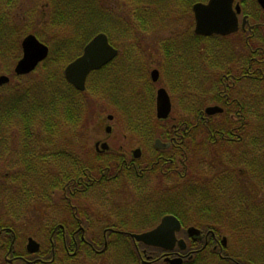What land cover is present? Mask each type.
I'll use <instances>...</instances> for the list:
<instances>
[{
    "label": "flooded vegetation",
    "instance_id": "flooded-vegetation-1",
    "mask_svg": "<svg viewBox=\"0 0 264 264\" xmlns=\"http://www.w3.org/2000/svg\"><path fill=\"white\" fill-rule=\"evenodd\" d=\"M258 10L264 21V8ZM246 14L238 16L241 21L237 31L226 36L235 35L239 41L219 39L213 72L204 69L201 58L200 70H190L183 39L160 42L162 52L169 50V54L158 67H147L143 72V58L132 66L145 92L155 99L154 108L157 91L163 88L168 93V88L172 95L188 92L203 96L198 113L180 119L171 114L165 119L156 117L150 126L154 122L163 126L154 132L152 140L142 135L140 124L144 120H139V130H129L142 140L133 148L124 144L125 127L137 120L120 122L123 140L117 147L109 141L113 114L107 115L104 135L92 148L85 142L87 129L79 128L81 122L68 124L76 134L66 155L73 164L86 156L87 165L68 167L66 161L63 173L62 169H51L57 182L39 194L40 203L52 207L47 217L31 215L27 211L30 204H24L18 212L15 202L21 200L14 202L12 183L4 186L0 177V264H61L64 255L80 257L79 250L85 247L100 257L107 253L110 240L131 239V233L148 231L169 214L180 222L176 237L185 242V247L175 245L165 250L132 241L140 264L141 260L169 264L165 258L178 256L183 259L181 264H192L198 257L202 264H264V222L258 219L260 214L264 216V33L259 30L264 22H250ZM139 41L145 44L144 39ZM199 42L198 52L203 49ZM153 70L156 80L151 75ZM63 71L60 75L64 78ZM119 79L107 85L115 86L114 96L108 98L121 108L126 82ZM85 83L86 87L87 83L88 87L92 85V90L100 84L98 78L91 81L90 76ZM208 106H216L219 111L208 115ZM58 137L59 143L64 140L62 134ZM6 138L12 153L20 147L15 145L17 140H26L27 147L29 142H37L33 135L9 134ZM156 140L168 145L156 147ZM149 143L152 149L146 151L143 146ZM40 146L33 144L32 153ZM14 171L19 170L0 175ZM175 204L181 207L182 215L161 214L162 207ZM153 220L155 224L150 225ZM26 221L24 233L18 225ZM189 228L198 232H189ZM30 238L38 244L34 252L27 248ZM228 238L234 239L242 252H230Z\"/></svg>",
    "mask_w": 264,
    "mask_h": 264
},
{
    "label": "rangeland",
    "instance_id": "rangeland-1",
    "mask_svg": "<svg viewBox=\"0 0 264 264\" xmlns=\"http://www.w3.org/2000/svg\"><path fill=\"white\" fill-rule=\"evenodd\" d=\"M139 1L142 0H100L101 12H93L92 14L91 12H88L87 14V11L85 10L86 8L84 7V5H82V10L85 12L84 14L82 13L84 23L79 27L77 25H74L76 24L75 22H69V17H71L69 16V13L71 12L72 8L66 5L67 0H55L54 2H50V0H0V21L2 24L0 32H3V39L6 40L5 46L0 47V51L1 49H3V52L0 54V75L5 74L11 78L9 87L0 88V97L5 96L7 93L9 94L10 91L12 92L13 90H15V86L18 90L21 89L25 84H27L30 91L38 87L37 90H39L41 94H44L46 86L49 83L46 80V73L48 71H51L55 75V73H58V71L62 72L64 64L71 58L81 53V44L83 43L85 36L89 35L92 30H95L97 28L103 29L99 32L105 33L109 37L111 43L115 45V47L118 49L120 56L115 58V60H117L116 62L121 61L123 68L126 69L128 67L132 68V66H135V60L138 61L143 58L145 62L143 72L147 70V67L148 70L150 68H153L154 66L158 67V65L161 64V61L165 60L166 56L169 54V50L167 52H162L159 46L162 40L169 41L172 39L173 41L179 42L181 41V39H183L184 41L181 42L182 45L188 44L190 42L189 36L193 35L192 32L194 27V19L191 10L188 9L187 12V6L185 3L183 7L181 5H175L171 8L168 7L169 14H158L157 9L156 11H153L149 5L140 4ZM244 10L247 14L257 12V8L253 4L246 5L244 7ZM58 13L63 14L66 18L64 20H61V17H59ZM93 14L96 15L95 18H93ZM241 14H243V12ZM138 16L145 19L146 22H149L145 26V28L141 23H134L135 18ZM55 18H57L56 20L61 21L57 22ZM86 18L88 20L87 23ZM125 18L129 22L123 23V19L125 20ZM240 18L241 16L239 17V23L241 21ZM53 22H55L57 25H53ZM130 22L131 24L134 23L136 26H138V28L135 27L136 30L134 32L129 33V31H126V26H130ZM250 22L253 21H251L250 19ZM262 22L264 21H259V23ZM118 23L121 26H118ZM148 25H150L152 30L148 27ZM10 28L12 29V32ZM259 30L260 32L264 33V26L260 25ZM27 34L36 35L42 41V43L48 45L49 54L45 61L50 59L48 62L49 67H46V69L49 68V70L46 71L43 68L42 63L37 66V68L31 73L25 75L22 78H18L15 77V75L13 74V67L16 61L21 56L20 44L24 36H26ZM139 39H144L143 42L145 44L140 43ZM223 39H229L230 43L231 41L234 43L239 41L237 36L235 35H232L231 37H225ZM199 41V48L203 47V49H200V53L198 52V55L201 58H204V54L207 51L206 46H208V44L212 43L213 41H211L210 39H199ZM218 41L221 40L218 39L214 41L215 45L213 47L215 49L217 47L216 45L218 44ZM137 43H139V45ZM67 48L69 49L67 50ZM129 60L133 63H129ZM188 61L189 65L197 64V60L195 58L188 59ZM116 62L110 64L107 67L106 72L109 70V67L115 64ZM133 68L135 69V67ZM195 71H197V69ZM162 74L165 77L164 71L162 72ZM50 75L52 74L50 73ZM97 75H95L94 77H96ZM117 78H121V74H119ZM128 81L129 83L126 84L129 85H125L124 88L125 91L123 95V104H126L127 97L132 96L133 101L135 100L134 104H137L139 107L143 108L145 104L148 105L147 101H150L149 106L154 107L153 100L155 99H153V97L150 96L149 93L145 92V89L140 84V80L138 78H135L129 79ZM56 82L57 79L52 80L54 88L59 89V86L57 87V85H55ZM160 84L164 85V82L160 80ZM91 88L92 85L88 87L87 83L86 90L77 96L84 105L82 118L79 121V123L81 122V124H78L79 128L81 127L82 130L87 129L88 139L85 142L88 144L89 147L92 148L94 141L104 135L102 128H104V126L108 122L107 115L113 114L115 120L111 123L113 131L112 135L109 137V141L117 147V145L121 144L123 140V136L121 137L122 128H120V122L126 121L125 124H129V122H127L129 119L124 115L121 108L117 107L118 105L112 103V101L109 100L108 96L103 93L101 94L99 91L96 94H93L91 92ZM63 90L65 95L68 96V92L65 87H63ZM167 90L172 102L171 116L177 117L178 119L184 118L186 113L182 111L180 105L184 100L188 102L191 100H195V96L189 97V95L193 94H187L188 92H186V94L176 93L172 95L168 88ZM50 92L52 93L53 91L50 90ZM60 93L63 94L62 89H60ZM40 96L36 97L34 93L35 98H40ZM52 98H55L53 96V93ZM138 113L139 111L135 110L134 112H131V116L135 117L136 115H138L140 117V114ZM153 116L155 117V108L153 111ZM162 126L163 123L154 122L151 126V129L153 133H158L160 129H162ZM125 129L126 137L124 138V144L127 146V148H133V146H135L136 144H141L142 140L140 137L137 136V134L131 133L128 127H125ZM30 131L32 132V135L37 138L35 140L40 141L43 138V133L39 128L31 127ZM9 134L16 136L24 135L22 134V129L17 125L13 127L7 126V128L3 127V131L0 133V141H3L7 148L8 145L11 144L6 141V137H8ZM61 134L64 140L60 141V146L61 148L63 147L64 149H68L69 146H71L70 139L73 138L76 133L68 124L65 123L61 126ZM55 139L59 142L58 136H55ZM20 144L21 143L18 140L17 142H15V145ZM42 145L40 146V148H42L40 152L37 151L35 152V154H47L52 152L54 148H57V144L55 143L53 145H47L43 142ZM63 148L62 150L65 151ZM143 149L149 151L150 149H152V145L150 143L145 144L143 146ZM11 153V150H8V155H4L0 144V174H4L2 172L6 171L11 172L13 169H18L19 173H9L8 177L7 175H0V177L4 178L2 182L4 186L12 183L14 201H23L25 200V197H23L18 192V186L13 180L22 175L21 172H23L24 170L23 164L24 161H26L27 159L24 157V161L22 162L21 158L19 157V151L18 153H16L15 156L13 155L15 153ZM3 156H5L4 159ZM43 164L44 162L40 161L38 166H43ZM25 185L26 187L28 186L27 181H25ZM19 188H21V186ZM259 194L262 195V192L259 191ZM40 199V197L39 200L36 199V197H32L28 199L29 201L27 200L30 204L27 207V211L31 213V215H34L36 218L39 215H45L47 217L48 213H52V207L50 206V203L47 206L42 202L40 203ZM26 226L28 227L27 221L18 225V228L21 230L24 229L25 231ZM255 229H258V227H255ZM26 231L24 233H26ZM116 241H118V239ZM227 242L230 252H242L243 249L240 248L239 244H237L234 239L228 238ZM241 245L245 246L243 241L241 242ZM122 246L123 244L118 241L117 247L119 250ZM113 253V251H110L98 257L96 264H113ZM121 264L124 263L121 262Z\"/></svg>",
    "mask_w": 264,
    "mask_h": 264
},
{
    "label": "trees",
    "instance_id": "trees-1",
    "mask_svg": "<svg viewBox=\"0 0 264 264\" xmlns=\"http://www.w3.org/2000/svg\"><path fill=\"white\" fill-rule=\"evenodd\" d=\"M55 0H50V2H54ZM119 1V0H117ZM124 1V0H122ZM198 1L205 2L207 0H150V1H139L140 4H146L151 7V9L156 11L157 13H167L169 14L168 7H174L175 5H181L182 7L184 6V3L186 4L187 11L188 9L191 8L192 4ZM241 8L244 10V7L248 4H253L257 8V12L255 13H248L250 16L251 21L253 22H259L262 20L261 14L258 9L259 6L256 3L255 0H237ZM10 4V3H9ZM93 4V5H92ZM68 7H71L72 10L69 13V22H75L77 26H81L84 23V18L83 14L85 13L82 10V5L86 8L85 10L91 14L93 12H101L100 5L101 2L100 0H67ZM167 5V6H166ZM245 11V10H244ZM83 13V14H82ZM76 14V15H75ZM59 17H61V20H64L66 17L63 14L58 13ZM93 18H95V14L92 15ZM1 19V18H0ZM57 18H55L56 20ZM60 19V18H59ZM90 19V17H89ZM61 20H56L57 22H60ZM88 22L86 18V23ZM96 22V21H95ZM121 22V21H120ZM124 22H129L123 19ZM133 22V21H132ZM135 24H143L144 28L145 26L149 23L146 22L145 19L141 18L140 16L135 18L134 21ZM134 23L131 24L130 26H126V31L134 32L136 29L135 27L138 28ZM53 25H57L55 22L52 23ZM151 25V24H150ZM148 25V27H150ZM13 26V24H12ZM118 26H121L118 23ZM2 27L1 21H0V29ZM121 28V27H120ZM11 29V28H10ZM103 29L97 28L95 30H92L89 35L85 36V39L83 40V43L81 44L82 48L84 44L91 38L93 35H95L97 32L102 31ZM12 32V29H11ZM3 32H0L2 34ZM3 34L0 35V47L5 46V41L3 39ZM190 42L188 44L183 45L184 49V54L189 57V59L195 58L197 60L196 65H189V68L191 71L193 70H200L199 66V58H201L198 55V41L199 39H205L208 40L210 39L213 41L212 43H209L208 46H206L207 51L204 54V58H201V61L204 59V69L206 71H214V56H215V48L213 47L215 45L214 41L218 40L220 38H225L222 36H217L213 35L210 37H201V36H195L191 35L189 36ZM219 42V41H218ZM217 46V45H216ZM66 49V48H64ZM69 48H67L68 50ZM62 50V49H61ZM3 52V49H1L0 54ZM77 56V55H76ZM75 56V57H76ZM120 56V55H119ZM118 56V57H119ZM73 57V58H75ZM71 58L70 60H72ZM50 59L47 61L43 62V68L47 71L49 68L46 69L48 66V62ZM69 60V61H70ZM67 61V62H69ZM117 60H114L116 62ZM136 61V60H135ZM66 62V63H67ZM113 62V63H114ZM129 63H133L130 60L128 61ZM65 63V64H66ZM64 64V65H65ZM63 65V64H62ZM61 65V66H62ZM114 65V64H113ZM110 66L109 70H107V66L101 68L98 71L92 72L90 75L91 81L93 79L96 80V78L99 79V85L97 88H94V90L91 89V92L93 94H96L98 91L102 94H105L108 97H113L114 92L116 91L114 85H107V82H113L120 80L117 78L119 74H121V78L125 80L126 83H129V79H135L137 78L135 74V69L132 67L128 68H123L121 66V61L116 62L115 66ZM130 66V65H129ZM111 69V70H110ZM50 73L52 75H50ZM46 80L49 82L48 85L46 86L45 93L41 94L39 90H37L38 87L34 88L33 90H29V87L27 84H25L21 89H16L13 90L12 92L6 94L5 96L0 97V133L3 131V127H12V121H14V126L17 125L22 129V134L23 136H31L32 132L30 131L31 127H37L39 128L42 133H43V138L40 141L37 142H29V147H27L28 143L26 140L20 142L21 144L19 145V149L17 151H21L20 158L22 162L24 161V157L27 159L24 161L23 164V169L26 171L25 173L22 172V175L19 176L18 178L14 179L13 181L17 184L18 186V192L25 197L26 202L22 203H16L15 201V207H17V211L20 212V209L24 206V204L29 205L28 199L32 197H36V199L39 200V194L41 190L45 189L46 187H49L51 183H56L57 180L53 178V175L50 174L52 168H59L62 169L60 172L63 173V169L65 168L64 166L66 165V161L68 164V167L71 166L73 163L70 160V157L66 155V152L68 149H63L62 150L60 143L56 141L55 136H60L61 135V130L59 127V122L61 124H78L79 121L82 118V114L84 111V105L82 104V101L77 97L81 92L74 90L70 85H68L63 78V76L60 75V71L58 73L53 74V72L48 71L46 73ZM57 74V75H56ZM98 74V75H97ZM54 75V76H53ZM95 75L96 78L94 77ZM24 77V76H23ZM22 78V77H19ZM56 80L57 82L55 85H57L58 88H54V85L52 84V80ZM22 84V85H23ZM129 85V84H126ZM4 87H9V84L3 86ZM63 87L66 88L68 92V96L65 95ZM60 89H62L63 94L60 93ZM53 91V96L55 98H52V93L50 92ZM34 93L36 97L40 98H35ZM195 96V100L191 101H182V104L180 105V108L182 111H184L186 114H196L199 112L201 106V96L200 94L196 93L195 95H189V97ZM197 96V97H196ZM198 99V100H197ZM31 100V101H30ZM135 101V100H134ZM133 97L129 96L126 98V104L122 105L121 104V110L124 113V115L130 120H137L134 122L130 123V126L128 127L129 130H133L134 132L135 129H138V126H136L139 123V120H144L140 124V131L142 132V135L144 138L148 140H152L154 133L151 129V123L155 120V117L153 116V111L154 107L149 106L150 101H147L148 105L145 104L143 108L139 107L137 104H134ZM135 110H138L140 114V117L136 115L135 117L131 116V112H134ZM177 118V117H176ZM180 119V118H179ZM149 120V121H148ZM139 130V129H138ZM9 139V138H8ZM8 139L6 138V141L9 143ZM46 143L47 145H53L54 143L57 144V148H54L52 152L47 153V154H35L32 153L33 151V144L36 145H42ZM54 142V143H53ZM2 150L4 155H8L7 152L8 150L10 151V147H6L5 143L3 141H0ZM43 146V145H42ZM44 147V146H43ZM45 148V147H44ZM42 148L37 150L40 152ZM18 153V152H17ZM14 156L16 155L13 154ZM65 155V156H64ZM5 156H3V159ZM87 158H83L81 161H77V163L73 165H78V166H86L87 165ZM40 161H43L44 164L43 166H38ZM15 174L19 173L17 171H14ZM54 173V172H53ZM8 177V174H7ZM27 181L28 186L26 187L25 181ZM21 186V188H19ZM41 198V197H40ZM28 200V201H27ZM162 213L166 212H172L174 214L182 215L181 207L179 205H171V206H165L162 207ZM261 222H264V216L261 214L259 215L258 218ZM157 220V219H156ZM156 220H153L150 222L151 224H155ZM254 224L256 225L257 222L255 221ZM264 226V223H262V227ZM120 241L123 246L119 250L117 247V242ZM110 240L109 245L106 249V252L113 251V264H121L123 262L124 264H140L139 263V255L137 250L135 249L132 240L130 238H124L121 240ZM244 242V240H242ZM100 244H102V240H100ZM79 256L81 257H69L64 255L61 264H96L98 256L94 254L91 250L88 248H83V250H79ZM192 264H202L199 260V257L193 261ZM221 264H223L221 262Z\"/></svg>",
    "mask_w": 264,
    "mask_h": 264
},
{
    "label": "water",
    "instance_id": "water-1",
    "mask_svg": "<svg viewBox=\"0 0 264 264\" xmlns=\"http://www.w3.org/2000/svg\"><path fill=\"white\" fill-rule=\"evenodd\" d=\"M261 8H264V0H256ZM194 16V32L197 35L210 36L213 34L229 35L238 29V13L240 4L235 0H207L206 2H196L192 6ZM246 20L243 19V22ZM22 55L14 66V73L17 75L28 74L42 62L49 53L47 45L39 41L35 35L27 34L21 41ZM118 51L108 41L105 33L100 32L94 35L83 47L82 53L64 68V76L67 81L77 90L85 89L87 75L110 62ZM153 80L157 78L156 70L152 73ZM9 81L7 75H0V85ZM171 111V102L165 89L160 88L156 94V117L165 119ZM219 111L216 106H208L205 113L210 115ZM109 119L112 115L108 116ZM156 147H166L168 144L160 140L155 141ZM104 147L105 145L102 144ZM181 228L180 222L174 215H165L160 222L152 229L141 233H131L130 236L135 243H142L146 246L160 247L171 250L175 245L179 248L185 247L182 239H177L176 232ZM189 232H198L194 228H189ZM38 244L29 239L27 248L30 252L37 249ZM169 264H181L182 257L165 258ZM142 264H148L141 260Z\"/></svg>",
    "mask_w": 264,
    "mask_h": 264
},
{
    "label": "bare ground",
    "instance_id": "bare-ground-1",
    "mask_svg": "<svg viewBox=\"0 0 264 264\" xmlns=\"http://www.w3.org/2000/svg\"><path fill=\"white\" fill-rule=\"evenodd\" d=\"M245 13V11L240 7V13H238V16L241 14V13ZM246 14V13H245ZM247 15V14H246ZM195 36H199V35H197V34H195V32H194V27H193V32H192ZM108 41H109V43L114 47V48H116L115 47V45H113L112 43H111V41L109 40V37H108Z\"/></svg>",
    "mask_w": 264,
    "mask_h": 264
}]
</instances>
